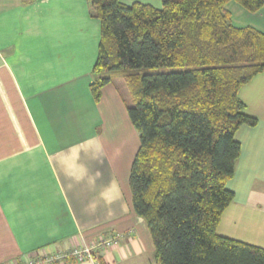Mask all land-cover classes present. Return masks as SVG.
Masks as SVG:
<instances>
[{"label":"crops","instance_id":"obj_1","mask_svg":"<svg viewBox=\"0 0 264 264\" xmlns=\"http://www.w3.org/2000/svg\"><path fill=\"white\" fill-rule=\"evenodd\" d=\"M100 37L87 0H0V264H157L132 207L129 94L117 76L98 102L90 91ZM238 98L257 123L235 133L234 199L217 233L264 249V72ZM110 236L91 260L72 256Z\"/></svg>","mask_w":264,"mask_h":264},{"label":"trees","instance_id":"obj_2","mask_svg":"<svg viewBox=\"0 0 264 264\" xmlns=\"http://www.w3.org/2000/svg\"><path fill=\"white\" fill-rule=\"evenodd\" d=\"M264 0H161V9L87 0L101 25L90 91L120 77L139 148L129 187L157 264H264V249L219 236L240 156L235 133L257 120L239 89L264 72V32L236 27L226 9ZM99 264V263H98Z\"/></svg>","mask_w":264,"mask_h":264},{"label":"rangeland","instance_id":"obj_3","mask_svg":"<svg viewBox=\"0 0 264 264\" xmlns=\"http://www.w3.org/2000/svg\"><path fill=\"white\" fill-rule=\"evenodd\" d=\"M226 9L231 14V22L235 26H251L259 30H264V6L257 12L250 13L235 1H230Z\"/></svg>","mask_w":264,"mask_h":264},{"label":"built area","instance_id":"obj_4","mask_svg":"<svg viewBox=\"0 0 264 264\" xmlns=\"http://www.w3.org/2000/svg\"><path fill=\"white\" fill-rule=\"evenodd\" d=\"M117 236H110L108 238H101L98 240V242H96L95 244L91 245L89 248H84L82 250H75L72 253V256L79 262L88 259L91 260L93 258V255H95L98 251H100L103 248H106L108 246H114L117 243ZM65 258H67L66 256H59L56 258H49L46 261L47 262H55V261H59V260H64ZM40 260H38V262L32 261L29 262L28 264H40L39 263Z\"/></svg>","mask_w":264,"mask_h":264}]
</instances>
